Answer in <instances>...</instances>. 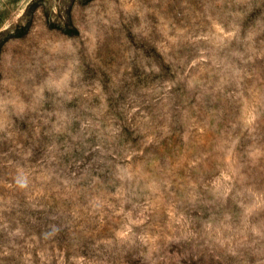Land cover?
<instances>
[{
	"label": "rangeland",
	"instance_id": "374dc122",
	"mask_svg": "<svg viewBox=\"0 0 264 264\" xmlns=\"http://www.w3.org/2000/svg\"><path fill=\"white\" fill-rule=\"evenodd\" d=\"M0 264H264V0H0Z\"/></svg>",
	"mask_w": 264,
	"mask_h": 264
}]
</instances>
